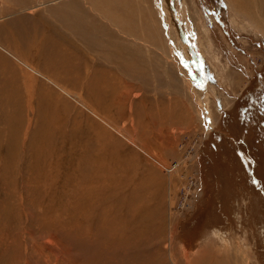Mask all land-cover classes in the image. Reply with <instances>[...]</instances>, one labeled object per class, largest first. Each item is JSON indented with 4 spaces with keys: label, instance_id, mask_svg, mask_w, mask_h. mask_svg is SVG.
I'll return each instance as SVG.
<instances>
[{
    "label": "rangeland",
    "instance_id": "rangeland-1",
    "mask_svg": "<svg viewBox=\"0 0 264 264\" xmlns=\"http://www.w3.org/2000/svg\"><path fill=\"white\" fill-rule=\"evenodd\" d=\"M21 1L0 264H264V0Z\"/></svg>",
    "mask_w": 264,
    "mask_h": 264
},
{
    "label": "bare ground",
    "instance_id": "bare-ground-1",
    "mask_svg": "<svg viewBox=\"0 0 264 264\" xmlns=\"http://www.w3.org/2000/svg\"><path fill=\"white\" fill-rule=\"evenodd\" d=\"M36 1L37 0H29V1H26V0H22L20 3H16V5H14V6H9L10 8H8L9 10L7 11V13H9V14H13V12H16V14H19L18 16V18H16V19H13V20H10V22L8 23V25H16V26H18V25H20V24H23L24 22H26V21H34V23L36 24V21H38L40 18H41V14L39 13V14H37V15H34L33 17L32 16H29V15H26V14H21V11L19 10L20 8L21 9H25V8H27L28 6H29V4H31V6L30 7H32V8H36V7H38V6H41L42 4H47L49 1H46V0H39V4L38 3H36ZM34 3V4H33ZM233 3V2H232ZM20 7V8H19ZM11 10V11H10ZM13 11V12H12ZM13 17V16H12ZM36 18H39V19H36ZM11 19V18H10ZM40 20H42V19H40ZM56 22H58V20H55ZM39 22V21H38ZM52 22H54V20H52ZM45 23V22H44ZM29 25V24H28ZM38 25V24H37ZM46 25V24H45ZM49 25V24H48ZM25 27V26H24ZM7 29V26H5V25H1L0 26V29ZM28 28V27H27ZM24 29V28H23ZM51 29H54V28H51ZM24 31V30H23ZM55 31V30H54ZM19 37H20V35H19ZM27 37V36H26ZM35 37V36H34ZM51 37V36H50ZM55 37V36H54ZM53 36H52V38L51 39H53L54 38ZM23 38H25V37H23ZM7 39V38H6ZM49 39V38H48ZM53 41V40H52ZM59 41V40H58ZM23 42V41H22ZM58 43V42H57ZM11 45V44H10ZM29 45V44H28ZM8 46H9V44H8ZM8 46L6 47L5 45H3V44H1L0 43V49H1V51H4V52H6L8 55H10L12 58H14V59H16L19 63H21L25 68H27V69H29V70H31L34 74L36 73L37 74V76H38V74H42V75H44L48 80H50L53 84H52V86H56V88L59 90V91H61V92H63V93H65L64 95H69L70 93L68 92V90H67V88H66V86L64 85H62V84H60L58 81H56V80H54L52 77H50V76H48V75H46L45 73H43V72H45V71H43V72H40V71H38V70H36V69H34V67H32L30 64H28L27 62H25L24 60H22L15 52H13L10 48H8ZM12 46V45H11ZM10 46V47H11ZM31 46H33V45H31ZM30 46V47H31ZM61 46V45H60ZM60 48H62V47H60ZM16 49V48H15ZM37 49V48H36ZM52 50V49H51ZM58 50H60V49H58ZM31 53V52H30ZM43 54V53H42ZM3 55V54H2ZM41 56V55H40ZM63 56V55H62ZM10 58V57H9ZM50 58V57H49ZM27 59V58H26ZM29 59V58H28ZM15 60V61H16ZM3 61V60H2ZM16 61V62H17ZM30 62H31V60H30ZM58 62V61H57ZM70 62V61H69ZM1 63V62H0ZM35 66V65H34ZM63 66V65H62ZM61 66V67H62ZM70 66L72 67V65L70 64ZM3 67V66H2ZM23 67V68H24ZM60 67V66H59ZM65 67H66V63H65ZM22 68V69H23ZM5 69V68H4ZM53 69V68H52ZM55 70V69H54ZM59 70V69H58ZM23 71H24V69H23ZM49 71V70H48ZM4 72V71H3ZM56 72V70L54 71V73ZM51 74H52V72H51ZM55 75V74H54ZM4 76H5V73H4ZM54 77V76H53ZM2 78V77H1ZM55 78V77H54ZM8 79V78H7ZM2 80H3V78H2ZM17 80V79H16ZM6 81V80H5ZM8 81H10V80H8ZM7 81V82H8ZM4 82V81H3ZM16 82V81H15ZM17 83V82H16ZM49 85V84H48ZM47 85V86H48ZM19 86V85H18ZM9 88V87H8ZM11 88V87H10ZM15 89V88H14ZM21 90V89H20ZM7 92H9V96H10V100L12 101V99L14 98L15 99V97H13L12 98V95L13 96H16V95H14V93H12V90H8ZM15 92V91H14ZM60 93V92H59ZM0 95H2L1 93H0ZM66 95V96H67ZM12 98V99H11ZM13 99V100H14ZM50 99V98H49ZM7 101H9L8 99H7ZM15 101V100H14ZM78 101H80L79 100V98H78ZM17 103V102H16ZM81 103V102H80ZM82 105H85V104H82ZM15 106V105H14ZM13 106V107H14ZM86 106V105H85ZM90 111L92 112V113H94V114H96V112H94L92 109H90ZM106 123V122H105ZM127 213H128V211H127ZM136 218V217H135ZM139 218V217H138ZM137 219V218H136ZM32 235V234H31ZM45 240V239H44ZM53 240V239H52ZM49 241V240H48ZM53 243H54V241H52ZM46 244V243H45ZM49 244H51V242L49 243ZM227 246V245H226ZM35 248H36V246H34ZM53 252V251H52ZM55 252V251H54ZM236 252H238V255L240 254L241 256H243V257H245L244 256V254L242 253V252H240L239 250L238 251H236ZM57 255L56 253H53V255ZM237 254V253H236ZM49 256V255H48ZM61 258V257H60ZM53 259V258H52ZM58 259V258H57ZM56 259V260H57ZM173 260V259H172ZM58 261V260H57ZM60 261V260H59ZM20 263V262H19ZM175 263V262H174Z\"/></svg>",
    "mask_w": 264,
    "mask_h": 264
}]
</instances>
